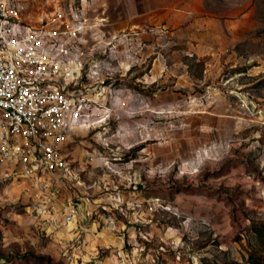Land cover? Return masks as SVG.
Returning <instances> with one entry per match:
<instances>
[{"label":"rangeland","instance_id":"1","mask_svg":"<svg viewBox=\"0 0 264 264\" xmlns=\"http://www.w3.org/2000/svg\"><path fill=\"white\" fill-rule=\"evenodd\" d=\"M87 20L72 175L0 168V264H245L264 255V0H19ZM72 14V13H71ZM26 179L30 195L17 192ZM39 180L42 185H39ZM34 182H38L35 185Z\"/></svg>","mask_w":264,"mask_h":264},{"label":"built area","instance_id":"2","mask_svg":"<svg viewBox=\"0 0 264 264\" xmlns=\"http://www.w3.org/2000/svg\"><path fill=\"white\" fill-rule=\"evenodd\" d=\"M86 20L57 9L27 21L19 0H0V168L5 176L36 181L56 174L63 182L72 175L65 137L87 122L91 97L78 89L84 63L69 40L85 29Z\"/></svg>","mask_w":264,"mask_h":264},{"label":"trees","instance_id":"3","mask_svg":"<svg viewBox=\"0 0 264 264\" xmlns=\"http://www.w3.org/2000/svg\"><path fill=\"white\" fill-rule=\"evenodd\" d=\"M255 237L261 245H264V222H255L253 224ZM245 264H264V255L257 251L250 253V258Z\"/></svg>","mask_w":264,"mask_h":264},{"label":"crops","instance_id":"4","mask_svg":"<svg viewBox=\"0 0 264 264\" xmlns=\"http://www.w3.org/2000/svg\"><path fill=\"white\" fill-rule=\"evenodd\" d=\"M0 175L2 176L1 172ZM15 189H17V192H22L25 196L30 195V186H28V181L26 179L17 181V184H15Z\"/></svg>","mask_w":264,"mask_h":264}]
</instances>
